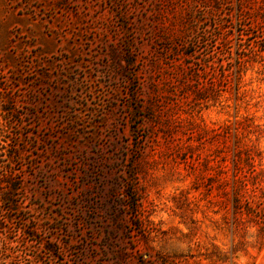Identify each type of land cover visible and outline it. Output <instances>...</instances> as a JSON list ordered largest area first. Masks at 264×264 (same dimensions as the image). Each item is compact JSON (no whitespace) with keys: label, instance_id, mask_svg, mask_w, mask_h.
Segmentation results:
<instances>
[{"label":"rangeland","instance_id":"obj_1","mask_svg":"<svg viewBox=\"0 0 264 264\" xmlns=\"http://www.w3.org/2000/svg\"><path fill=\"white\" fill-rule=\"evenodd\" d=\"M226 1L0 0V264H264V25Z\"/></svg>","mask_w":264,"mask_h":264},{"label":"trees","instance_id":"obj_2","mask_svg":"<svg viewBox=\"0 0 264 264\" xmlns=\"http://www.w3.org/2000/svg\"><path fill=\"white\" fill-rule=\"evenodd\" d=\"M220 5L225 6L226 0H219ZM205 4V3H204ZM205 6H208L205 4ZM237 14H238V28L239 35L242 36L240 41L249 37L250 32H246V26L242 24L245 19L253 20L257 25H264V0H238L237 4ZM221 18L218 22L217 29L220 30L222 36V46L228 43V33L227 22L222 21ZM192 25V24H191ZM190 25V26H191ZM246 40V39H245ZM238 78V77H237ZM238 89V83L237 88ZM233 127L237 139L244 134L246 128L242 125L241 122L236 121L231 124H224L221 127L222 134L226 132L227 129ZM239 142V140H238ZM233 166L234 174L232 181V196H233V206L236 213H246L252 217L256 218V221L260 224H264V191L260 192V195L256 196L257 186L253 182L255 178V169L252 164V153L251 148L246 146H236L233 150ZM244 168V170H243ZM254 173V174H253ZM253 179V180H251ZM260 190V188H258ZM258 198V199H257ZM262 207L259 208V206ZM256 208H259L256 210ZM253 209L255 211H253ZM257 213H259L257 215ZM262 225L259 228V231L262 229Z\"/></svg>","mask_w":264,"mask_h":264}]
</instances>
